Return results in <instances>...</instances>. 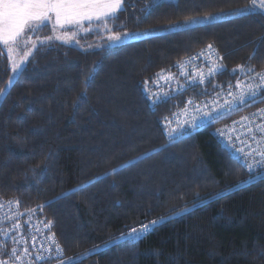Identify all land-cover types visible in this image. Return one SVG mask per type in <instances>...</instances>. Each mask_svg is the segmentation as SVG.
<instances>
[{
	"label": "trees",
	"instance_id": "trees-1",
	"mask_svg": "<svg viewBox=\"0 0 264 264\" xmlns=\"http://www.w3.org/2000/svg\"><path fill=\"white\" fill-rule=\"evenodd\" d=\"M250 2L127 0L118 19L96 22L81 40L156 32L94 48L44 41L7 87L10 67L0 47V203L19 201L23 215L13 220L27 222L30 233L25 241L20 229L0 233L7 251L27 246L33 257L47 256L55 252L54 234L63 251L46 264H72L68 257L75 264H264V174L249 173L213 131L237 112L174 141L165 136L178 108L264 73V14L235 11ZM212 13L224 16L168 27ZM209 44L211 55L190 62ZM214 64L223 70L209 77ZM238 65L253 71L233 72ZM158 94L167 100L154 105ZM161 216L168 219L139 241L120 238ZM31 219L52 226L36 231ZM5 221L0 228L8 231L13 224Z\"/></svg>",
	"mask_w": 264,
	"mask_h": 264
},
{
	"label": "snow or ice",
	"instance_id": "snow-or-ice-1",
	"mask_svg": "<svg viewBox=\"0 0 264 264\" xmlns=\"http://www.w3.org/2000/svg\"><path fill=\"white\" fill-rule=\"evenodd\" d=\"M127 0H0V46L7 49L8 58L11 60V67L14 73H19L23 69L25 61L28 60L32 52L37 48L38 44H43V40L32 41L29 33H35L40 28L51 25L52 31L56 32L58 30L64 31L69 26L75 31L72 32L71 36L64 32L63 35H56L46 37L45 39L51 43L53 39L61 40L63 42H68L71 39H75L78 32H88L91 31V27H83V22L88 21L91 25L93 21L103 22L109 17L113 19L119 18V12L125 11ZM257 7V0H251L250 5L245 6L244 9H236V12H245L250 9H255ZM149 7L144 9L145 15L143 19H147L151 15ZM259 8L261 14H264V0H259ZM213 14H206L204 17H189L184 21L177 22L176 24L169 25L168 27L179 28L181 24H191L193 22H198L201 19L209 20ZM140 18H138L139 20ZM103 30H108L107 26ZM120 33L109 35L108 40H119L121 38ZM25 37H28L25 39ZM23 44L24 47H27L28 44L32 46L28 48V51L24 52L23 56L19 60L15 59L13 53L17 51ZM211 45H208V48L211 49ZM256 49L253 50V53L250 54V59L255 58ZM223 65H213L209 68V77L223 70ZM244 70L246 72H251L253 69L251 67L245 69L244 66L238 65L232 71ZM205 78L201 75L199 82H204ZM191 83V81H190ZM181 85H177V88H180ZM231 87V86H230ZM237 88H241V91L237 95L233 96L230 101L226 102V106L229 110L239 109L241 106H244L249 103V101L255 103L258 102V97L264 96V73H256V76L250 78L249 81L242 86L240 82H237ZM4 92V89H0V94ZM168 94H158L152 97V104L156 105L159 103L166 102ZM229 96H232V93H228ZM264 110H258L257 115ZM218 113L205 112L200 120L193 119V123L199 127L203 123L210 124L214 121L215 116ZM248 120L249 117L242 118ZM236 123V122H234ZM255 131L259 133H264V123L257 124L255 126ZM177 132V129H173L168 133L172 137L173 141L175 140L174 133ZM253 141L256 144V147L251 149L249 152H245L243 149L238 150L236 159L241 163L242 167H246L249 173L253 172L256 169L264 168V138L256 140L253 136ZM249 157H252L250 160ZM258 157V158H257ZM116 169H113L114 173ZM246 183V182H242ZM19 204V201H9L8 206L11 209V205ZM195 203V202H194ZM42 207V206H41ZM4 209V204L0 203V211ZM186 208L179 210L173 209V214L184 213ZM23 215V214H19ZM6 219L10 220L15 217L8 216L5 213ZM168 219L167 216L158 217L156 220L149 221L148 223H143L139 228H132L130 231L121 234V239L129 240L132 242L139 241L146 233L155 229L156 225L161 222H164ZM6 222L5 220H0V224ZM27 223V222H26ZM52 222L44 224V227L50 229ZM23 225L20 223L13 224L12 228L8 231H4L3 228H0V233L7 236L10 233L14 232L16 229H23ZM36 231H39L37 228ZM21 240H23V233L21 231ZM36 237L33 236L32 240L35 241ZM53 243H55V252L48 251L49 255L45 256L43 253L40 255L32 256L27 246L24 247L23 253L18 254V249L14 247L11 252L7 251L5 248V242L0 238V255H6L9 257V260L0 259V264H9V261L12 264H23L24 257H29L28 264H32V260L38 262V264H46L48 259L54 258L57 254L62 253L61 246L55 242V235L48 237ZM13 243L16 244L19 241L16 236H12ZM26 243V242H25ZM67 260L71 261L72 264H75V258L68 257ZM60 264H64L63 261Z\"/></svg>",
	"mask_w": 264,
	"mask_h": 264
},
{
	"label": "built area",
	"instance_id": "built-area-1",
	"mask_svg": "<svg viewBox=\"0 0 264 264\" xmlns=\"http://www.w3.org/2000/svg\"><path fill=\"white\" fill-rule=\"evenodd\" d=\"M257 7L259 8V0H257ZM200 54H202V57L209 56L212 54V51L208 47H204L199 51V55L197 57L191 58L190 62H193L194 59L195 62H197L198 59L200 60ZM255 76L256 74L252 76H245L235 81L232 85H228L218 90L207 99L191 102L185 107L178 108L172 114L171 118L166 121L165 136L168 139H171L172 137H170L168 133L173 129H177V132L174 133L175 137L179 134L185 133L187 130H195L197 126L193 123V119L195 118L196 120H200V118L205 112H213L214 114L218 113V115L215 116V119H217L222 118L226 114H231L236 111L237 113L234 114L232 117L224 121L220 120V122H218L214 126V134L219 139V142L223 146L227 147L235 157L237 155L238 150L240 149H243L245 152L251 151V149L256 147V144L253 141V136H255L256 140L264 138V133H259L255 131V126L257 124L264 123V111L260 112L257 115H251L256 114L258 110H264V100H262V96L257 98L258 102L253 103L249 101L248 104L241 106L239 110H229V108L226 106V102L230 101L233 96L237 95V93L241 91V88L236 87L237 82H240V84L244 86L250 78H253ZM229 92L232 93V96L228 95ZM244 117H249V119H242ZM249 159L251 160L252 157H249ZM251 173H257L258 175H262L264 174V168L256 169ZM11 201L17 200L15 199ZM16 205L17 204L13 203L11 205V209H9L8 204H6L4 209L1 211L0 220H8L5 217V213H7L8 216L19 218V213L16 210ZM13 219L9 220L12 224L20 223L24 226V223H26L22 219ZM30 224L35 230L38 228L39 231H42L44 228V225L38 219H31ZM21 231L23 233V240L21 241L27 240L30 236V233L24 232L23 229H20V232ZM20 238L21 234H19V239ZM59 260L60 259H58L57 262H59Z\"/></svg>",
	"mask_w": 264,
	"mask_h": 264
},
{
	"label": "rangeland",
	"instance_id": "rangeland-1",
	"mask_svg": "<svg viewBox=\"0 0 264 264\" xmlns=\"http://www.w3.org/2000/svg\"><path fill=\"white\" fill-rule=\"evenodd\" d=\"M213 16L211 19L209 20H204V19H201L199 20L198 22H193L191 24H181L180 27H184V26H192V25H197V24H201V23H206V22H209V21H212L214 19H218V18H221L223 17L224 15L222 14H219V13H212ZM205 15H199V16H194V17H204ZM184 21V20H183ZM97 21H93L92 24L90 25L88 21H84L83 22V27L85 28H89L91 27V29H93L96 25ZM50 26V29H49V32L47 35H38L39 34V29L38 31H36L34 34L33 33H29V36L31 38L32 41H37V38H39V40H43V41H47L45 38L46 37H50V36H56V35H63L64 32H67V34L69 36H71L72 32L75 31V29H72L71 26H69L67 29H65L63 32L58 30L56 32H53L52 31V27L51 25L49 24ZM169 29V28H167ZM157 30H138V31H122V32H116V33H108L105 37L101 38L100 41H93V40H87V41H82L80 36L85 34L86 32H83V31H80L77 33L75 39H71L69 40L68 42L66 43H69V44H72V45H76V46H79V47H84V48H94V47H97V46H100V45H110V46H113V45H119V44H122L126 41H129V40H132V39H137V38H140V37H144L146 35H149L153 32H156ZM117 33H120V34H123L121 35V38L119 40H108V36L109 35H114V34H117ZM28 37H25V39H27ZM55 40V39H53ZM58 41H61V40H58ZM63 42V41H62ZM32 45L31 44H28L27 47H24L23 44H21V47L19 49H17V51L15 53H13V56L15 59L19 60V58L21 56H23L24 52L28 51V48H30ZM3 51L5 52V54L7 55L8 57V52H7V49L6 48H3L2 46H0ZM8 62H9V67H10V74H9V77H8V80L6 81L5 83V87H7L11 82L12 80L15 78V76L17 75V73H14L12 71V67H11V60L8 58ZM26 62V61H25Z\"/></svg>",
	"mask_w": 264,
	"mask_h": 264
}]
</instances>
